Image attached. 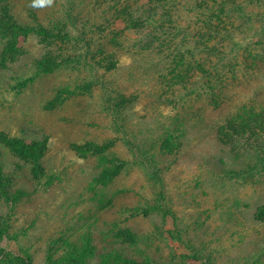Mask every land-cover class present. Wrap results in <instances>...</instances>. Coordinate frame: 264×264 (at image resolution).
<instances>
[{
    "label": "rangeland",
    "instance_id": "rangeland-1",
    "mask_svg": "<svg viewBox=\"0 0 264 264\" xmlns=\"http://www.w3.org/2000/svg\"><path fill=\"white\" fill-rule=\"evenodd\" d=\"M239 1L243 11L237 25L228 28L251 44V50L242 56L249 63L258 57V68L245 67L248 78L235 83L229 91L230 102L224 107L211 111L206 95L196 98L189 113L178 107L187 127L178 152L162 154L161 143L172 133L165 124L171 125L176 116L173 110L181 100L173 97L180 91L173 94L170 87L180 88L186 83L177 76L184 66L181 69L176 63L181 53L167 50L166 44L150 35L155 26L125 32L113 47L119 62L116 70L106 71L104 63L94 69L74 60L36 78L18 94L19 80L35 73L34 64L49 47L31 34L18 61L7 55V66L0 65V132L10 138L46 140L48 150L43 160L46 175L42 176L0 139L1 169L12 176V190L27 193L21 202L13 203V199L6 202L0 190V232L8 223L10 226V237L0 234V264H28L22 260L25 254H30L32 264H54L63 258L64 250H69L64 241L88 250L87 238L94 251L86 253L84 263L76 255L75 264H119L117 253L140 264H203V260L264 264V223L258 219L259 208L264 205V174L260 167L254 172L249 169L246 175L230 173L232 169L245 170L249 163L250 168L255 165L254 160H247L254 154L251 147L255 139L228 144L215 130L230 110L251 106L253 101L260 109L264 106V0ZM133 2L54 0L52 6L34 8L28 0L17 7L25 21H33L28 13L31 7L44 24H59L64 5L74 6L86 25L87 40L93 38L95 42L91 49H97L96 39L123 31L118 16ZM71 34L79 36L77 31L71 30ZM73 42L70 56L82 54L83 43ZM159 55L163 57L158 59ZM88 56L93 57L92 52ZM97 79L102 85L95 87ZM66 91L71 96L64 104L46 107ZM123 91L127 99L118 95ZM117 106L121 118L113 111ZM128 140L147 145L153 142L159 147V166L175 221L154 211L158 186ZM88 142L111 147L86 158L72 148L74 143ZM126 229L139 238L136 244L121 243L115 237ZM61 238L63 242H58ZM196 255L200 259H195Z\"/></svg>",
    "mask_w": 264,
    "mask_h": 264
},
{
    "label": "trees",
    "instance_id": "trees-1",
    "mask_svg": "<svg viewBox=\"0 0 264 264\" xmlns=\"http://www.w3.org/2000/svg\"><path fill=\"white\" fill-rule=\"evenodd\" d=\"M23 1L28 0H0V65L3 68L7 66L5 62L7 61V55H13L14 59L12 61H18L20 56L24 54L23 46L28 42L31 34L38 35L49 48H46L42 58L34 64L36 66L35 73L30 78L19 80L17 94L23 92L36 78L52 74L74 60H80L81 63L86 65L90 64L89 66H93L94 69L98 67L97 65L104 63L102 67H105L106 71L116 70L119 62L116 60V51L113 47L121 41L120 39L129 29L140 31L148 28V25H153L156 28L154 33L150 32V35L156 36L158 41L166 44L167 50L173 49V51L181 53L180 61H176L175 58L174 61L178 62L177 65L181 69L184 66L183 70H181L182 74H177V76L179 80L186 83L182 84L180 88L170 87L174 91L173 94L180 91V94L178 93L177 96L173 97L181 101L175 106L177 110H173L176 116L171 125L170 122L165 124L166 128H168L167 131L172 133L162 141V145L160 144L161 150H163L162 154L178 152L182 146L181 134L187 133L186 123L181 117L182 113L178 110V107L189 113L194 108L191 106L192 103L203 97L202 95H206L209 100L210 107H212L210 108L211 111L224 107L230 102L228 100L229 91H232L231 89L235 86V83L241 79L248 78L245 67L249 69L258 68V57L254 56L253 62L249 63L248 58L242 56V54L251 50L249 48L251 44H247L245 38L237 36L234 31H230L228 28L230 24L232 26L237 25L238 16L243 11L239 0H133V6L123 8L124 10L118 16V23L124 26L121 29L123 31H113L110 38L102 37L96 39V42H98L97 49H91L92 43L95 42H93V38L87 40L86 25L84 26L80 16L75 13L74 6L72 8L64 5L59 24H54L51 21L44 24L39 20L38 11L30 9L31 7L28 8V13L33 21H25L19 15L17 5L20 7ZM122 15L123 18L121 19ZM262 26V32H264V21ZM71 30L77 31L79 36L72 37ZM157 33L162 34L159 36ZM178 39H182V41H177ZM73 41L83 43L81 48L84 51L82 54L70 56L71 47L69 45L70 43L75 45ZM172 41L176 43H172ZM91 52L93 57L88 56V54L91 55ZM96 57L101 60L95 62L97 60ZM161 57L163 56L159 55L158 59ZM163 59L165 60V57ZM97 80L95 87L102 85L99 79ZM105 88V85H103V89ZM107 91L108 88L105 92L107 93ZM64 93L60 92L58 96L61 95V98L52 100L46 107L50 109L64 104L65 100L71 96V92L66 91L65 95ZM124 94V91L118 92L122 99L125 98ZM253 102L254 104L251 106L246 104L238 107V111L233 112L230 110L223 123L218 128H215L220 140H224L228 144L244 143L242 139H255L251 147L254 154L247 157V160H254L255 165L250 168L249 163L246 165L245 170L237 172L232 169L230 171L231 174L239 176L250 174V170L254 172L259 167L260 173L264 174V106H262L263 109H260L255 104L256 101ZM110 105L111 103L108 105L109 108ZM119 106L114 107L113 111L117 113L116 116L118 118H121L122 112ZM187 115L184 117H187ZM169 118L172 119L171 114ZM190 118L193 119L194 117L191 116ZM186 120L192 121L188 120V118ZM118 127L121 128L120 126ZM0 139L8 147H11L16 155L21 156L25 162L31 163L32 169L42 173V176L46 175V169L43 165V160L48 150L46 140L20 137L10 138L4 132H0ZM152 143L149 142L147 145L143 142L128 140L132 152L137 156L140 164L149 169L150 178L158 186L154 211L171 216L175 221V212L169 206L166 185L159 166L160 156L159 151H157L159 147L152 145ZM85 145L74 143L72 148L80 157L86 158L92 154L104 153L107 148L111 147L109 144L101 145L94 142H88ZM35 173L32 172L33 175ZM51 181L55 182V180ZM12 188V176L6 174L0 166V190L6 196V202L12 199L13 203L21 202L27 194L26 191L23 189L12 190ZM259 210L258 215L260 214V218L258 219L261 223H264V205ZM8 225H5V230L0 232L1 236L10 237L8 232L10 231V226ZM115 237L120 239L121 243L130 244H136L139 239L130 229L118 231ZM61 241L63 242V238L58 240V242ZM86 242L88 250L82 247L78 248L73 241H64L63 243L66 244L69 250H64L63 258L60 261H53L52 263L75 264L76 255L77 257L80 255L82 263H84L86 253L94 251L91 247L92 245H89L92 241L87 238ZM116 257L119 264H140L129 258L122 257L119 253L116 254ZM194 257L197 260L200 259L197 255ZM22 260L28 264L33 263L30 254H25ZM50 260L52 261V259ZM203 264L215 263L211 260H203Z\"/></svg>",
    "mask_w": 264,
    "mask_h": 264
},
{
    "label": "clouds",
    "instance_id": "clouds-1",
    "mask_svg": "<svg viewBox=\"0 0 264 264\" xmlns=\"http://www.w3.org/2000/svg\"><path fill=\"white\" fill-rule=\"evenodd\" d=\"M54 0H32V7L52 6Z\"/></svg>",
    "mask_w": 264,
    "mask_h": 264
}]
</instances>
